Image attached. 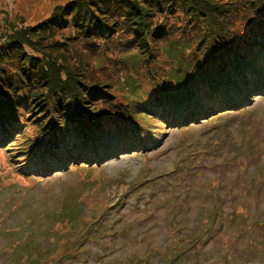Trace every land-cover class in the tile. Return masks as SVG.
Instances as JSON below:
<instances>
[{
    "label": "rangeland",
    "instance_id": "374dc122",
    "mask_svg": "<svg viewBox=\"0 0 264 264\" xmlns=\"http://www.w3.org/2000/svg\"><path fill=\"white\" fill-rule=\"evenodd\" d=\"M208 1L213 6L215 0ZM102 2L109 4V0H0V99L2 102L18 103L21 106L19 111L24 112L21 114V116L24 115V119L22 118L24 122L18 132L19 137L17 136L14 143L0 146V160L3 161H0V264H47L45 262L47 259L59 258L58 239L72 243L70 249L64 253L65 260L52 264H120V262L134 264L132 259L135 256H139L137 259L139 263L145 264L149 259L142 255L154 248L162 251L164 259L167 253L172 254L169 243L177 241V237L168 236L171 224L165 223L175 218V209L173 206L163 205L162 202L171 198L175 208L183 206L180 217L183 222L181 225H176V235L183 237L190 233L193 235V232L199 231V221L207 216L205 209L204 211L199 209V203L205 201L208 208H211L210 180H220L222 186L230 188V191L222 196V211L231 214L236 200L247 194L248 206L257 209V217L264 218V186H253L252 182L246 180V173H238V168L235 166V163L239 161L254 165L261 150L264 149V94L255 96L251 104L247 106V113L240 114L234 111L227 115L225 118L229 117V119L225 122H228L229 127L219 128L215 132L214 141L221 142H224L232 133L239 134L243 143H240L238 151H232L230 146L220 145V148L208 151L206 155L210 157L204 161L190 159L195 155V150L189 157L183 159L181 152L187 142L198 143L200 140L198 136H204L206 132L217 128L222 122H206L193 129H187L184 133L183 129L170 130L167 127L166 123L171 119L169 117L166 122L165 119L156 122L164 138L153 145L151 150H142L137 154L129 152L111 161L107 160L97 168L70 167L60 169L53 175H46L43 171L42 179L36 173L31 177L23 176V172L30 164L26 158L23 159L25 155L23 152L27 148L24 145L34 144L36 137L40 136L39 124L35 122V118L40 114L45 115L54 106L41 111L40 107H43V104L40 100L25 99L22 94V85L20 90L16 89V92L9 90V87L5 86L10 84L9 80L19 81L22 78L21 69H27L33 62L31 58L38 57L37 72L43 69L42 77L45 76L48 81L54 82L53 75L57 72L58 80L65 79V69L73 70L75 65L74 71L83 77L80 80L73 76V79L77 78L76 81L80 83L82 90L85 86L84 90L89 91L96 82L89 75V66L93 64V61L89 59L90 54L86 52L94 45L99 47L107 42V39L101 37L98 27L106 25L113 26L117 31L124 30V33H120L123 34L120 37L122 46L114 44L112 40L111 45L110 43L105 45L114 47L128 59L131 57L128 55L127 46H130L132 54H135L140 63V57L144 53H140L139 46L137 48L133 42H129L127 34L129 35L130 31L127 30L135 28L134 41L138 44L142 43L145 39L143 25L146 24L144 28L146 27L147 30L149 20L156 17V21L157 19L160 21L162 18L159 15L161 8L154 5L168 7L160 0H126L125 3L118 5V11L125 13L115 25L114 18L109 17V21H103L104 16L98 11L96 15L84 14L83 3L87 7L86 10L96 11L95 5ZM185 2L186 0H177L174 5L177 9H186L189 5ZM216 2L222 3L223 10H229L232 5H237L236 0H216ZM248 15L249 12L244 22L241 18L233 22L229 29L231 35L242 34L244 38H247L245 34L247 26L254 22V19L247 18ZM167 19L171 24L167 31L170 40L175 39V35L177 37L178 32L183 29L191 34H198L201 38H209L203 33L207 30L203 28V22H196L194 26L184 23L192 19L183 15L181 11L168 16ZM207 19L209 20L208 17ZM160 22H167V20ZM213 23L220 25L214 20ZM87 30H93V35L89 32L92 42L89 38L85 39ZM102 30L106 31L107 28ZM112 36L113 34L109 37L113 38ZM213 37H219L218 30ZM260 53L263 54V52ZM103 54L100 53V58ZM249 55L250 53L246 56ZM44 63L47 65L46 68H43ZM135 69L134 63L131 68V78L134 74L133 81L139 82L138 78L142 75V69ZM165 71L168 70L165 69ZM181 71L189 72L186 69ZM35 79L32 78L33 81ZM259 79H257L258 82ZM36 82L38 83V80ZM43 87H45L44 84H37L35 88L39 90ZM24 92L27 93L26 90ZM34 92L33 94L31 92L33 97L38 95H34ZM93 92L94 90H91L88 94ZM12 93L15 95L12 96ZM58 93L63 95L62 92ZM129 98L130 90L127 85L119 87L114 92V99L118 101L124 102V99ZM93 103L94 101H91L90 105ZM221 119L222 117L219 118ZM146 122L149 121L146 120ZM212 123L218 124L209 126ZM6 148L8 149L5 150ZM19 148L21 150H18ZM174 163L179 164L173 166ZM146 166L150 169L148 179L153 180L140 187V194L154 200L153 205L152 203L143 204L152 209L150 221L142 223V220H137L134 229L130 232L125 225H122L119 231L125 230V236L118 234L115 230L116 233H112V236L99 238L107 234L109 230L107 226L110 224V220L104 218L103 224L101 219L107 215L108 210L113 208L106 204L107 202L104 204L103 201L108 196L113 197L116 190L122 191L128 188L125 184L109 185V178L116 177L122 171L132 177ZM171 170L177 171V173L174 172L172 180L162 176ZM196 173L200 176L192 181L191 186L184 189L185 184L182 186V182H189V179L197 175ZM141 176L142 174L137 175L130 185L138 182ZM142 195H126L123 203L119 197L117 198V192L113 203L118 205L117 199H119L121 207L118 211L110 213V217L116 215L128 220L129 224L134 222L139 214L132 205L135 204L137 196L140 198ZM101 204H103L102 207ZM236 223L237 220L233 225ZM257 228V238L262 241L264 226L261 228L257 226ZM85 237L86 245L73 257L72 252L79 248ZM8 243L10 248H4ZM228 247L234 249L225 253L226 247L222 246L219 235L215 230H210L200 240L187 245L186 248L189 250L183 255V264H225L227 260L233 259L234 253L244 256L245 252L246 259L242 261V264H264V247H261V251L258 252L254 250V247L249 250L248 232L240 235ZM259 252H263V255H259ZM69 256L72 258L67 259ZM154 256L156 257L150 264H159V254H151V257Z\"/></svg>",
    "mask_w": 264,
    "mask_h": 264
},
{
    "label": "trees",
    "instance_id": "16d2710c",
    "mask_svg": "<svg viewBox=\"0 0 264 264\" xmlns=\"http://www.w3.org/2000/svg\"><path fill=\"white\" fill-rule=\"evenodd\" d=\"M125 1L126 0H114L113 3V0H109L108 5L102 2L101 4L95 5L96 11L86 10L87 7L85 6V3H83L84 14L90 15L91 13H94L96 15V13L100 12L102 16H104L103 21H109V17H111V19L114 18L115 20V23H113L117 25L118 19L125 13L124 11H118V5L125 3ZM160 1L163 2L165 6L168 5V7H160L159 4L154 6L161 8L159 15L162 18H160V21L167 20V22H160L158 21L159 19L156 21V17L152 18L147 22V30L146 27L144 28L146 25L144 24L143 30L145 32V42L142 41V43L138 44L136 43L137 41H134L133 33L135 28L127 30L128 32L130 31L129 35L127 34L129 42H133L134 46L137 48L139 46L140 53H144L143 56L140 57V63H138L135 54H132L130 46H127L128 55L131 57L129 59L125 55L119 53L114 47L106 46L109 45L111 40L114 41V44L117 43L122 46L123 44H120V37L123 34L120 33H124V30L117 31L113 26L106 25L98 27L100 29L101 37L107 39V42L102 43L99 47L94 45L86 52L89 53L91 57L86 58L93 61V64L89 66V75H91L96 82L89 90H94L93 93L88 94V89L84 90L85 86H83L82 90L80 83L76 81L77 78L81 80V77L83 76H80L78 72L74 71L75 65H73V70L65 69V79L58 80L59 77L57 72H54L52 79L54 82L48 81V78L45 76L42 77L43 73L41 72H43V69H40V71L37 72L39 69L37 68L38 57L31 58L33 62L29 64L27 69H21L22 78L19 81L9 80L10 84L5 85L9 87V90L12 89L11 91L16 92V89L20 90L19 88H21L22 85V94L25 99H28V101L40 100L43 104V107H40L42 108L41 111H45L46 108L54 106L53 108L51 107L50 111L46 112L45 115L41 116L40 114L35 118V122L39 124L40 129V136L37 137L35 143L42 146L37 148L35 154L27 156L29 160L34 162L35 160L41 159L42 163L50 162L53 167L57 168L60 164L57 159H61L62 161L69 160L77 155L78 148L71 146V144L75 142L76 147H78L77 140H82V147L79 148L80 152L77 159L90 157L94 151L92 141L95 142L99 133L112 130L111 128L113 127L117 128L123 122L133 119L132 117H129V115L136 99H134V97L124 99V104L117 103L116 99H114V92L120 87L117 78L118 74L122 70L129 72L134 63L136 64L137 69L141 68L142 71L155 73L157 70L155 67L158 66L159 61L164 56L169 60V62L165 63L164 68L169 72H172L176 58L182 53L181 50L179 51V55H177L175 40L178 41L177 44L184 49V53L180 57L181 64L184 62L186 63L187 60L192 62V60L200 56L204 50L206 51L204 56L197 59L192 70L189 71L190 75L188 78H191L192 76L209 78L210 75L216 77L220 73H231L233 72L238 59L249 60L251 55L253 56L260 49L264 50V0H236L235 4L237 5H232L229 10H223L221 6L222 3L217 4L216 0L213 2V6L210 5L208 0H186L185 3L189 5L186 9H177V6L174 5L177 0ZM156 2L159 3V1ZM115 5L117 6L115 7ZM178 11H181L183 15L192 19L191 21L186 20L184 23H190L194 26L196 22H203V28L207 29L204 30L203 33L211 39H205L204 37L201 38L198 34H191L184 29L178 32L177 38L175 35V39H168L167 31L171 24L170 20L167 18ZM248 12L249 15L247 18L254 19V22L247 26L245 32L247 38H244L242 34L231 35L229 29L233 22L239 18L244 22L245 16ZM76 20L77 19H75V21ZM213 20L220 25L214 24ZM141 22H143V19H141ZM104 28H107V30H102ZM217 30L219 37L214 38L213 35H215ZM89 32L93 35V30H87L85 39L89 38L90 40L91 37ZM94 33H96V31H94ZM112 34L113 38L109 37ZM127 44L131 45V43ZM208 49L212 52L217 50V52L211 57L210 55H207ZM99 51L101 54L104 53L102 58H100ZM229 51H232V53H230V56H232L231 59L227 61L225 65L220 64L219 59ZM244 52L247 54L250 53V55L242 57L241 55ZM167 53L169 56L166 55ZM185 58L188 59L185 60ZM251 60L252 59L249 61ZM46 67L47 65L45 64L43 68ZM168 71L165 72L168 73ZM24 72L27 73L24 74ZM72 72L74 73L72 74ZM73 76H76L77 78L73 79ZM32 78H36L35 81H33ZM37 80L38 83L36 82ZM159 81L161 85L157 86V89L161 91H172V83L174 84L172 74L161 76ZM37 84H44L45 87L37 90L35 88ZM11 86L14 87L11 88ZM24 90H26L27 93H25ZM31 92L32 94L34 92V95H38L33 97ZM58 92H62L63 95ZM13 93L12 96L15 95ZM21 96L22 95H20V97ZM13 98L15 99V97ZM151 98L158 99V96H153ZM91 101H94L93 105H90ZM24 107H26L25 104ZM20 108L21 106L18 103L13 104L7 101L2 102L0 99L1 143L10 140L19 130V127L22 124L17 115L18 112H20ZM50 154H53L54 161L53 159L49 161Z\"/></svg>",
    "mask_w": 264,
    "mask_h": 264
}]
</instances>
